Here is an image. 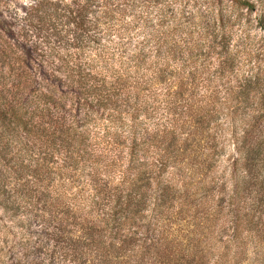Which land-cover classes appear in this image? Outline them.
<instances>
[{
    "label": "trees",
    "instance_id": "obj_1",
    "mask_svg": "<svg viewBox=\"0 0 264 264\" xmlns=\"http://www.w3.org/2000/svg\"><path fill=\"white\" fill-rule=\"evenodd\" d=\"M58 1L68 48L54 56L0 0V204L31 215L19 231L0 225V264H209L208 215H233L230 241L264 233V132L248 121L232 137L225 189L218 141L204 135L219 111L194 100L205 57L221 70L223 3L264 1L200 0L199 12L175 0Z\"/></svg>",
    "mask_w": 264,
    "mask_h": 264
},
{
    "label": "rangeland",
    "instance_id": "obj_2",
    "mask_svg": "<svg viewBox=\"0 0 264 264\" xmlns=\"http://www.w3.org/2000/svg\"><path fill=\"white\" fill-rule=\"evenodd\" d=\"M4 1L3 16L13 23L15 29L17 26L23 25L29 34L28 40H37L43 47L51 48L54 56L66 51L68 46L65 44L64 36L68 33V26L64 25L63 17L58 18V14L62 12L63 2L58 1L56 3L57 0H52L53 3L43 5V0ZM175 1L177 6H184L186 10L199 12L197 9L200 0ZM223 4H226L227 9L225 10L228 16L225 15L224 19H218L217 22L228 38L224 44L225 49H222L220 53L223 56L221 73L214 70L212 64L209 63L210 57H205L202 61L204 70H201V78L205 81L201 85L200 93L197 92L194 96V100H197L202 94L203 104L206 106V103L213 102L211 107L219 111L217 118L209 124L204 135L211 134L215 137V141H218L220 167L215 173L222 175L220 179L226 181L225 189H228L233 185V179L230 177V170L227 167V156L232 149L230 144L232 137L240 135L245 128L247 130L245 123L248 121H250V126L247 132H251L252 135L264 132V7L247 11L246 9L235 8L230 3ZM35 7H39L40 10L34 11ZM210 8L213 11L214 6ZM43 9L48 14L51 13L46 15V18H44ZM155 10V7H149L147 11H151V15H153ZM141 11L136 9L129 13L125 11L124 14L116 16L114 23L122 26L124 22L131 21L140 15ZM42 16L43 19H41ZM200 30L203 32L201 28ZM204 30L209 32L212 27L210 30L207 28ZM131 32H134V35L142 36L143 28L140 23L137 27L134 26ZM198 36L199 34L196 32L193 34L195 41L198 40ZM203 41L206 43L204 39L200 44H203ZM199 49L198 45L197 50ZM199 62L200 59L198 58L196 64L194 63L192 66L196 71H198L197 64ZM17 63L18 60H15V56L11 57L9 65L16 66ZM7 66L8 63H4V67ZM228 107L230 110L236 108V111L229 114ZM217 199L215 206L223 202L217 201ZM30 216L11 215L0 204V225L8 224V229L11 231H19L21 229L19 226L20 219ZM207 217L209 219V231L212 233L209 236L211 243L207 244L210 249L205 244H202V247L203 249L207 247V251L204 250V252L208 254L209 264H264V233L246 239V230H243L236 240L230 241L229 239L233 234L230 227V222L234 219L233 215H208ZM2 229L7 230L4 226Z\"/></svg>",
    "mask_w": 264,
    "mask_h": 264
}]
</instances>
